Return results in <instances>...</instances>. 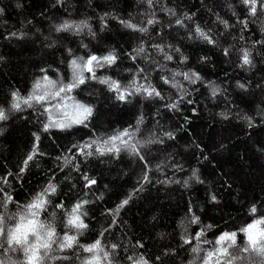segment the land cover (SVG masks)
<instances>
[{
	"label": "trees",
	"instance_id": "trees-1",
	"mask_svg": "<svg viewBox=\"0 0 264 264\" xmlns=\"http://www.w3.org/2000/svg\"><path fill=\"white\" fill-rule=\"evenodd\" d=\"M65 21L86 26L56 31ZM197 28L214 42L208 43ZM245 51L250 64H243ZM109 53L117 57L115 64L96 68L95 78L85 72V83L65 101L92 109L87 115L69 108L80 119L87 115L82 124L45 130L49 113L44 107L57 101L12 108L13 92L27 98L44 75L68 83L73 58ZM192 72L200 77L195 83L182 75ZM101 79L118 82L125 99ZM148 84L161 96L135 92L136 86ZM0 109L7 117L0 120V214L22 211L51 182L56 191L46 197L40 219L53 225L57 238L65 233L77 237L73 248L52 253L67 259L46 264H85L92 254L83 248L96 240L109 253L102 264H138L141 259L204 264L207 253L220 247L215 241L222 233L235 232L237 247H244L240 230L264 219L260 0L255 15L244 0H152L151 5L148 0H0ZM51 117L61 118L57 112ZM125 130L129 135L122 139L135 151H96ZM29 155L33 160L25 167ZM85 176L96 183L87 186ZM125 199L128 203L117 211ZM83 201L80 219L87 227L70 228L71 209ZM198 232L203 233L199 238ZM9 255L12 261L24 260L22 254ZM0 259H6L2 253ZM258 259L249 256L235 264Z\"/></svg>",
	"mask_w": 264,
	"mask_h": 264
},
{
	"label": "snow or ice",
	"instance_id": "snow-or-ice-1",
	"mask_svg": "<svg viewBox=\"0 0 264 264\" xmlns=\"http://www.w3.org/2000/svg\"><path fill=\"white\" fill-rule=\"evenodd\" d=\"M149 5H151L152 0H148ZM246 5L250 6L251 14L255 15L257 12V0H244ZM261 7L264 8V0H260ZM127 27L139 30L141 32L146 31L145 28L137 29L135 24L124 22ZM148 24L154 23L153 20L149 19ZM177 24H180L181 21L177 20ZM227 27V22L222 21ZM81 25L86 26V22H81L79 25H74L65 21L63 24L57 26L56 31H68L73 29H79ZM196 32L208 43H213L214 41L201 29L197 28ZM15 35V34H13ZM160 51H163L159 45H155ZM139 52H143L144 49L141 47ZM176 51H179L177 48ZM227 54V52H226ZM117 57L113 53L108 55L98 57L96 55L89 56L86 60L83 57L73 58L69 62V67L72 70V79L68 83L58 82L50 79L47 75H44L41 79L35 81L33 85V91L27 98H20L18 93L13 92V103L12 108L19 109L21 103L32 106L33 102L36 104H41L44 106L50 101H57L56 104H53L51 108L44 107V111L49 113V122L45 124V130L50 127H59L66 128L70 127L72 123L82 124L87 115L91 114L92 109L81 104H72L69 105L65 101L71 100L72 97L68 94L71 93L79 85L85 83L84 73L88 72L91 74L92 78H95V69L104 66H111L115 64ZM166 60H172L171 55H165ZM186 59V58H184ZM243 64H250L249 54L247 51L244 52L242 57ZM43 72L44 70L41 69ZM174 75H181V73H176ZM186 80H189L191 83H195L196 80L200 79L199 75L195 72L192 73H182ZM163 79V78H162ZM101 83H106L109 85V88L114 91H118L119 99H125V92L120 91L121 86L118 82L110 79H101ZM165 83H168V80L165 79ZM135 84V81H133ZM176 86V85H174ZM244 87V85H240ZM135 92H143L147 96H161V93L156 90L151 84H148L147 87L144 85H138L135 87ZM63 94V95H62ZM131 94V93H129ZM215 94V90H214ZM175 107V105H172ZM69 108L75 109L78 112L87 114L84 115L83 119L74 117L70 112ZM57 112L60 115V119H52L51 113ZM6 115L3 109H0V120L6 119ZM129 133L127 130L124 132L112 136L105 140L102 144L96 148V151L100 155H104L108 152L119 153L121 147L129 148L132 151H135L134 145H129L127 141L123 140V136H128ZM170 135V134H169ZM116 141H120L118 146ZM98 143V142H93ZM85 147H91V145H85ZM91 155L92 153H86ZM33 160V155H29L24 161L25 167H27L28 162ZM24 171V168L21 169ZM147 179V176H145ZM87 181V186L95 184L96 181L85 176ZM56 187L53 183L49 182L46 188L43 189L30 203L23 207V210L12 214H0V253L6 259H0V264H46L48 260H59L67 259L68 257H59L52 255L56 251L63 252L67 249H71L77 242V237L74 235L64 234L62 238H57V233L55 228L51 223H46L40 219L41 212L45 209L48 200L46 199L52 193H55ZM212 199L215 201L216 197L213 196ZM6 200L10 202L12 200L11 196L6 197ZM87 203L83 201L73 206L67 225L70 228H75L77 230L84 229L87 227L83 221L80 219V209L82 204ZM128 203V199H125L118 206L119 208L124 207ZM61 205H58L60 207ZM3 207L7 208V203L3 204ZM253 213L256 212V208L253 207L251 210ZM198 217H193L192 222L197 223ZM11 221V226L8 225V222ZM244 233L246 237L247 244L244 247H237L235 232L232 233H222L215 241V244L220 246L213 252H208L207 257L204 261V264H209L212 258L215 256V264H235L236 261H247L249 256H255L259 258L258 260H253L252 264H264V219H255L251 223L247 224L246 227L240 230ZM202 232L196 234L197 238L202 236ZM228 242L225 244V242ZM187 243V241H186ZM100 240H96L93 244L89 246H84L83 250L87 253H91V257L85 262V264H102L109 260V253L105 251L104 248L100 246ZM55 246V247H54ZM117 246L112 245V248L115 249ZM230 249H236L235 251H230ZM197 248H193V252H197ZM239 253H247L249 256H241ZM9 254H22L24 257L23 261H12ZM103 254V255H101ZM131 259V257H129ZM138 264H147L146 261L141 259Z\"/></svg>",
	"mask_w": 264,
	"mask_h": 264
},
{
	"label": "rangeland",
	"instance_id": "rangeland-1",
	"mask_svg": "<svg viewBox=\"0 0 264 264\" xmlns=\"http://www.w3.org/2000/svg\"><path fill=\"white\" fill-rule=\"evenodd\" d=\"M167 10V12H168V14H172V11L171 10H169V9H166ZM263 30V29H262ZM74 117H77L76 115L74 116ZM69 122H71V121H69ZM194 175L193 174H190V176H189V178H195V177H193Z\"/></svg>",
	"mask_w": 264,
	"mask_h": 264
}]
</instances>
